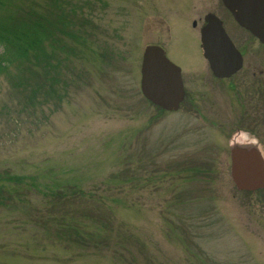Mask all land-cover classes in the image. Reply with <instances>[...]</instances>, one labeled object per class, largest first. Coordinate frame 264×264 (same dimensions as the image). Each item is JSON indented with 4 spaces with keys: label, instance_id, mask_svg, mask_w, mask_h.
I'll list each match as a JSON object with an SVG mask.
<instances>
[{
    "label": "rangeland",
    "instance_id": "rangeland-1",
    "mask_svg": "<svg viewBox=\"0 0 264 264\" xmlns=\"http://www.w3.org/2000/svg\"><path fill=\"white\" fill-rule=\"evenodd\" d=\"M65 1L68 36L0 74V264H264V188L239 190L230 156L254 140L239 126L260 42L230 21L244 69L189 82L208 73L191 22L214 5ZM152 44L183 69L177 111L142 93Z\"/></svg>",
    "mask_w": 264,
    "mask_h": 264
},
{
    "label": "water",
    "instance_id": "water-1",
    "mask_svg": "<svg viewBox=\"0 0 264 264\" xmlns=\"http://www.w3.org/2000/svg\"><path fill=\"white\" fill-rule=\"evenodd\" d=\"M235 18L264 42V0H223ZM213 20V18H211ZM218 33L209 28L202 32L203 49L216 74L229 75L243 64L242 55L224 29L215 23ZM141 88L154 103L177 109L184 97L180 68L159 45H148L143 54ZM232 177L240 190L264 187V156L256 145L234 144Z\"/></svg>",
    "mask_w": 264,
    "mask_h": 264
},
{
    "label": "trees",
    "instance_id": "trees-1",
    "mask_svg": "<svg viewBox=\"0 0 264 264\" xmlns=\"http://www.w3.org/2000/svg\"><path fill=\"white\" fill-rule=\"evenodd\" d=\"M36 1L0 0V74L13 63L24 66L29 54L45 51L47 43L54 47L71 30L69 19L76 15L75 7L68 8L65 0H49L47 11H43L37 8ZM52 7L55 11L48 12ZM60 15L66 22L62 23Z\"/></svg>",
    "mask_w": 264,
    "mask_h": 264
},
{
    "label": "flooded vegetation",
    "instance_id": "flooded-vegetation-1",
    "mask_svg": "<svg viewBox=\"0 0 264 264\" xmlns=\"http://www.w3.org/2000/svg\"><path fill=\"white\" fill-rule=\"evenodd\" d=\"M203 1L208 2L210 5H214L215 9L212 10L211 12L210 11L207 12L206 14H204L202 18L199 19L201 20V24L199 25V27H198V20L194 19L191 22L192 26L195 29L198 28L200 44H201L203 29L209 25H214L213 20H215V23H219L220 29L222 30V28H224L227 34H229L227 27L230 21L233 22L236 26L250 33L247 29L242 27L241 24L235 19L231 10L225 5V3L222 0H216L213 4L212 2H210V0H199V2H203ZM223 12L225 13L224 15H223ZM211 18H213V20ZM160 23L161 24L164 23L163 20H160ZM253 37L256 38L260 42V40L257 37L255 36ZM260 45L262 48H264V44L262 42H260ZM201 52L206 61L205 62L206 65H208V73H205L203 70L200 76L199 74H197L196 77L194 76L195 81H194V78L193 79L191 78L189 79V82H196L198 79L202 80L204 78L205 79L209 78L212 81V83H217L219 81H224V80L231 81L245 67V63H246L245 53L243 49L242 50L240 49V52L242 53V59H243L242 67L236 72H233L229 75L220 76L215 73V71L211 67L210 61L205 57L202 49H201ZM246 68L248 70V73L251 74V79H252V88L250 90L247 89V92L248 93L252 92L253 97L251 98L249 96V98H251V100L253 101L251 103V106H249V108L244 110V112L242 113V116H241L242 118L240 119L241 122H240L239 130L242 132L244 131L248 137L250 136V137H253L254 139L253 141H250V142L245 141L247 143L242 142V145H256V146L260 145L261 146L263 145V142H261L262 137L260 135L261 133L264 134V58H261V56L256 55L253 60L248 61V65L245 67V69ZM180 69H181L182 80H183V85H184V97L180 101L179 107L174 111H177L178 109H180L182 102L185 100L188 94V90L186 88V81L183 78V69L181 66H180ZM234 144H237V143H232L231 147ZM238 144H241V143H238Z\"/></svg>",
    "mask_w": 264,
    "mask_h": 264
},
{
    "label": "bare ground",
    "instance_id": "bare-ground-1",
    "mask_svg": "<svg viewBox=\"0 0 264 264\" xmlns=\"http://www.w3.org/2000/svg\"><path fill=\"white\" fill-rule=\"evenodd\" d=\"M215 26H216L215 24L210 26V32H212V30L213 31L215 30L218 33V31H217Z\"/></svg>",
    "mask_w": 264,
    "mask_h": 264
}]
</instances>
